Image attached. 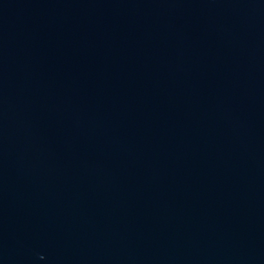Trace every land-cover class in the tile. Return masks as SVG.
Masks as SVG:
<instances>
[{"label": "water", "instance_id": "1", "mask_svg": "<svg viewBox=\"0 0 264 264\" xmlns=\"http://www.w3.org/2000/svg\"><path fill=\"white\" fill-rule=\"evenodd\" d=\"M0 264H264V0H0Z\"/></svg>", "mask_w": 264, "mask_h": 264}]
</instances>
